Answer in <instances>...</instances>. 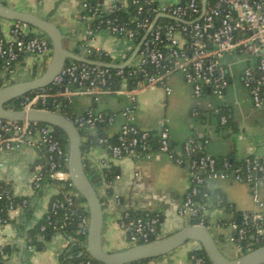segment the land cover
<instances>
[{
    "label": "built area",
    "instance_id": "1",
    "mask_svg": "<svg viewBox=\"0 0 264 264\" xmlns=\"http://www.w3.org/2000/svg\"><path fill=\"white\" fill-rule=\"evenodd\" d=\"M133 6L134 11H128ZM125 10L127 15H121ZM78 19L84 25L85 57L117 66L71 60L66 63L54 81L46 87L34 90L25 96L22 109H52L59 107L58 99L71 102L80 92L92 95L95 99L101 94L114 93L127 96L133 106L120 112L124 118L116 141L102 137L97 143L106 147L113 157L124 155H151L154 149L151 142L157 138V150L168 152L178 163L186 164L189 170V187L185 193L181 215L189 218L190 223L203 225L210 229L215 208L206 186L215 179H232L250 185L254 201L259 205V187L264 182V155L248 156L240 163L229 158L219 162L218 157L201 153V142H207L203 132L197 131L184 143L180 152H173L168 126L159 133L142 129L135 123L137 95L148 88L162 86L171 93L167 83L170 74L180 71L193 87L196 97L203 98L205 88L214 97H222L229 86V69L223 58L228 53H242L254 57L253 64L244 69L243 84L249 90L253 105H264V0H184L170 3L161 0H128L114 3L108 7L99 2L84 0L78 13ZM106 31L116 37L123 48L113 53L102 47H94L90 41L100 32ZM143 40L141 48L132 57L133 51ZM96 52L110 60L92 58ZM39 54L50 61L53 47L48 38L34 34L31 27L20 21L12 20L7 33L0 34V86L4 87L7 74L13 72L14 64L23 54ZM50 103V107H48ZM208 106L216 113L221 108L213 101ZM53 110V109H52ZM56 111V110H55ZM196 114V110L193 111ZM116 114L95 112L93 109L77 115L72 121L80 130L96 129L100 125L112 123ZM226 114H221L220 122L225 125ZM43 145L46 151L50 178L69 177L61 168L68 160V149L64 148L56 136L55 127L30 120H8L0 118V149H12L30 142L33 137ZM87 142L93 144L91 137ZM83 140V134H82ZM103 176L110 169L108 163H102ZM105 172V173H104ZM43 173L38 169L32 177L34 189L41 186ZM113 180L106 181L111 185ZM71 185L74 187L73 183ZM76 188L57 198L51 204L55 213L63 209V225L71 223ZM11 197L7 186L0 185V197ZM26 203V200H24ZM11 200L9 210L16 209ZM239 221L229 223L233 232L231 241L242 249L245 243L250 246L264 241V215L258 210H245L239 213ZM88 220L80 218L78 232H88ZM7 217L0 214V226ZM160 217L151 212L133 215L126 212L119 221L120 228L132 245L142 244L160 238ZM221 220L215 226L221 227ZM28 247L33 248L28 236ZM193 243L190 257L193 264H209L205 255L199 253L202 248ZM189 242V243H191ZM7 252L0 242V264ZM66 264H96L92 259H79ZM126 264H146L142 261Z\"/></svg>",
    "mask_w": 264,
    "mask_h": 264
},
{
    "label": "crops",
    "instance_id": "2",
    "mask_svg": "<svg viewBox=\"0 0 264 264\" xmlns=\"http://www.w3.org/2000/svg\"><path fill=\"white\" fill-rule=\"evenodd\" d=\"M84 0H0L10 7L29 11L48 18L59 26L64 35V45L71 51L76 49L84 53V25L78 19V13ZM102 6L114 3H125L128 0H97ZM180 3L184 0H161ZM12 20L0 18V32L7 33ZM35 33L36 29L31 28ZM90 43L94 47H102L118 53L123 46L121 42L106 31H100ZM229 69L230 83L222 97H196L192 85L183 74L172 73L167 78L171 93L167 94L162 86H155L141 91L137 95L135 123L142 129L159 133L168 126L171 135L173 152H180L185 141L200 131L207 137L201 142L204 153L216 157L230 156L231 159L242 161L248 156L264 155V105H253L249 90L243 84L244 69L253 64L254 57L242 53H228L223 58ZM46 57L28 53L17 63L13 73L6 79L5 85L27 81L40 76L48 64ZM117 95V94H116ZM125 97L119 106L103 105L100 98L89 99L87 93L80 92L72 97L74 115L85 113L89 109L95 112L116 114L112 123L102 125L108 137L119 132L124 118L122 109L133 106V102ZM214 105L226 110L228 121L221 124L214 114L215 110L208 106ZM180 102L182 111L177 117L171 111ZM200 106L206 111L204 122H194L191 110ZM214 110V113L212 112ZM213 114H212V113ZM96 129L83 130V159L95 168L100 176L102 163L116 167L117 175L111 185L102 181L97 185L98 193L104 205V222L102 229L103 246L108 251H118L130 247L126 234L119 226L120 219L126 212H151L160 217V237L170 235L190 224L189 218L181 215L180 208L189 187V170L186 164L176 162L168 152L154 149L151 155L113 157L109 150L99 143L90 144L88 137L96 135ZM46 156L43 145L38 137L30 142L12 149H0V182L11 186L15 196H27L32 214L26 216L22 206L9 211L7 222L0 226V242L7 248L3 259L4 264H63L62 258L69 253L68 244L74 243L66 232L58 231L52 237L42 240V246L28 247V229L41 219L49 210L51 198L61 192V185L54 178L46 176L35 193L32 177L39 168V162ZM57 178H63L57 177ZM209 186V188H207ZM208 192L220 189L236 211L258 210L264 215V182L259 187V200L254 201L250 185L232 179H215L208 183ZM220 208H215L210 230L213 232L220 249L229 257H236L240 251L231 241L232 228L229 223L221 227L215 222L230 217ZM238 218V217H237ZM193 243L174 250L173 252L152 259L149 264H193L188 247ZM74 252L68 254V258Z\"/></svg>",
    "mask_w": 264,
    "mask_h": 264
},
{
    "label": "water",
    "instance_id": "3",
    "mask_svg": "<svg viewBox=\"0 0 264 264\" xmlns=\"http://www.w3.org/2000/svg\"><path fill=\"white\" fill-rule=\"evenodd\" d=\"M0 17L8 20L25 22L46 33L52 43L53 54L45 69L38 77L5 85L0 89V118L8 120H30L39 123L50 124L63 130L68 141V174L78 193L85 199L89 211L87 225V238L83 248L73 243L74 254L69 258H80L90 255L95 260L104 264H126L142 259H154L167 255L174 250L196 241L204 249L213 264H264V245L249 250L237 257L227 256L219 247L213 232L206 226L190 223L182 229L153 241L132 245L118 251H108L103 246L102 229L104 222V205L97 190V183L101 181L99 172L86 164L83 159L82 132L71 118L59 111L48 109L32 108L7 109L5 103L29 93L31 91L49 86L54 78L60 73L68 60L84 61L100 65L117 66L103 61L93 60L80 53H75L64 45V35L53 21L41 17L35 13L19 10L0 2ZM142 39L132 57L141 48ZM50 107V103H48ZM209 188V186H207ZM78 214V211H77ZM238 216L237 221H239ZM84 225L79 224L82 228ZM72 240V238L67 234ZM193 247H188L189 253Z\"/></svg>",
    "mask_w": 264,
    "mask_h": 264
},
{
    "label": "trees",
    "instance_id": "4",
    "mask_svg": "<svg viewBox=\"0 0 264 264\" xmlns=\"http://www.w3.org/2000/svg\"><path fill=\"white\" fill-rule=\"evenodd\" d=\"M95 2H98L97 0H92ZM128 11H134V7L130 6L128 7ZM121 15H127V12L125 10L120 12ZM1 18V17H0ZM31 28L36 29V32L34 34L39 35V36H43L48 38V40L51 43V40L49 38V36L42 32L41 30L35 28L34 26L28 24ZM1 34V32H0ZM52 45V43H51ZM75 53H83L82 50L80 49H76L74 51ZM24 55V54H23ZM23 55H21L19 57V59L16 61V63L14 64V68L13 71L15 70V67L17 65V63L21 62L23 59ZM94 59H100V60H110L109 57L107 56H103V55H99L98 53L94 52L91 56ZM71 60H68V62H70ZM48 65V64H47ZM46 65V67H47ZM45 67V69H46ZM44 69V71H45ZM13 72L7 74L8 77L12 74ZM34 78H36V75L34 76ZM2 88V86H0V89ZM33 91L26 93L24 95L18 96L8 102L5 103V107L7 109H22L24 107L23 102L25 100V96H27L28 94L32 93ZM204 95L206 97H212V93H210L208 88H205L204 90ZM59 103V107L56 106H52L53 110L59 111L61 113H63L64 115L68 116L71 119H74L75 115L73 112V107H72V102L68 101L67 99L64 98H60L57 100ZM196 110V114L193 113V111ZM212 112L214 113V110L212 109ZM211 112V113H212ZM212 113V114H213ZM191 116L193 118L194 122H204L206 119V111L204 109H202L200 106H195L192 110H191ZM218 119L220 120L221 114H226L228 116V114L226 113V110H224L223 108H221V113H214ZM104 125V124H103ZM82 134H83V130H81ZM55 133L56 136L59 138V140L61 141L62 145L64 148L68 149V141H67V136L65 134V132L63 130H61L60 128L55 127ZM195 134V133H193ZM104 138V137H108L105 133V130L103 128L102 125L99 126L97 134L96 135H92L91 139L93 140V144H96L98 142V140L100 138ZM111 142H115L116 141V136L114 137H109ZM157 138H155L152 142H151V148L152 149H156L158 147L157 144ZM82 150H84V146L82 147ZM201 153H204L203 151H200ZM224 158H229L231 159L230 156H223V157H218L219 162H222V160ZM233 161V163H240L241 161L236 160V159H231ZM39 170L43 173V180L46 178V176H48L47 174V170H48V162H47V156H45L40 162H39ZM63 171L68 172V167H67V163H64L63 167L61 168ZM105 173V172H104ZM101 174H103V172H101ZM100 175V174H99ZM117 175V169L116 167H111L108 171H106V175L102 177L101 175V181L98 182L96 185L100 184L102 181H109V180H113ZM43 180L41 182V185L43 183ZM55 183L61 185V192L55 196H53L51 198L50 201V206H49V210L48 212L41 218L39 219L33 227H31L30 229H28V233H29V237L31 238V243L33 245H41L42 246V240L43 239H48L50 237H52L56 232L58 231H63L66 232L67 234H69L75 242V245H79L81 248L84 247L85 243H86V238H87V232L86 233H81L78 232L79 227L78 225L80 224V218L81 217H86L87 219H89V211H88V207L86 205V201L85 199L78 193L77 195L74 196V205L73 208L78 211V214H73V220L71 221V223H67L64 226H62L64 223L62 221L63 219V213L64 210L63 209H59L56 213L54 211H52L51 209V204L54 200H56L57 198H61L63 197L66 193H68L69 191H71L72 188H74L71 185V179L68 177L66 179L63 178H54L53 179ZM0 185H4L7 186L10 191H11V197H6V196H2L0 197V214L8 217L9 216V204L10 201L13 200L15 205L17 207L22 206L25 210L26 216L30 217L32 214L31 211V205H30V201L29 198L27 196H15L11 190V186L5 182H0ZM41 187V186H40ZM40 187L36 188L35 193H39L40 191ZM210 197L212 198V200L214 201V205L220 209H222L225 213H227L228 215H232L231 218L229 217H225L223 219H221V222L223 224L225 223H230L232 221H237V217L239 215V211H236L233 204L228 200V197L226 195V193L220 189H216L214 191L208 192ZM24 200H26V203H24ZM133 215H138L140 212H131ZM155 240L152 239L151 241ZM264 245V241L260 242V243H255L252 244L250 246H248L246 243L245 245H243L242 249L239 251L238 255H242L245 252L258 248L260 246ZM69 253L73 252L74 249V245L70 242L68 244V248ZM5 250L7 251V248L5 247ZM201 254H204L208 263L209 264H213L211 262V260L209 259L208 255L206 254V252L204 251V249H201L200 251H198ZM68 253V254H69ZM68 254H66L63 258V264L69 263V262H73V261H77L79 259H87L90 258L92 259L96 264H104L101 263L97 260H95L94 258H92L90 255H84L80 258H68ZM236 256V257H237ZM152 259H142L139 261L145 262L146 264H149V262ZM137 262V261H135ZM2 263L4 264V262L2 261Z\"/></svg>",
    "mask_w": 264,
    "mask_h": 264
},
{
    "label": "rangeland",
    "instance_id": "5",
    "mask_svg": "<svg viewBox=\"0 0 264 264\" xmlns=\"http://www.w3.org/2000/svg\"><path fill=\"white\" fill-rule=\"evenodd\" d=\"M176 73L181 74L180 71H176ZM87 96L89 97L90 100L93 97L90 94H87ZM125 99H126L125 97L118 96L114 93H105V94L100 95V100L103 105L109 104L111 106H119L120 105L119 103L123 102ZM181 111H182L181 103L178 102L176 106L173 108V110L171 111V114L175 117L176 116L178 117L181 114Z\"/></svg>",
    "mask_w": 264,
    "mask_h": 264
}]
</instances>
